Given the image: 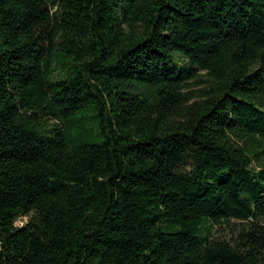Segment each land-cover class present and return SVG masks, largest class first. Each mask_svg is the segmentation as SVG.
I'll list each match as a JSON object with an SVG mask.
<instances>
[{
  "label": "trees",
  "instance_id": "16d2710c",
  "mask_svg": "<svg viewBox=\"0 0 264 264\" xmlns=\"http://www.w3.org/2000/svg\"><path fill=\"white\" fill-rule=\"evenodd\" d=\"M0 264H264V0H0Z\"/></svg>",
  "mask_w": 264,
  "mask_h": 264
},
{
  "label": "rangeland",
  "instance_id": "374dc122",
  "mask_svg": "<svg viewBox=\"0 0 264 264\" xmlns=\"http://www.w3.org/2000/svg\"><path fill=\"white\" fill-rule=\"evenodd\" d=\"M24 220H20L18 223L22 224ZM219 229L218 233H216L217 237H222L224 239L228 240H234L238 237V231L234 229V226H228L227 224H224L223 226H218Z\"/></svg>",
  "mask_w": 264,
  "mask_h": 264
}]
</instances>
